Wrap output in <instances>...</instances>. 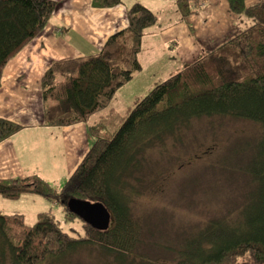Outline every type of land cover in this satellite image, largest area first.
Returning a JSON list of instances; mask_svg holds the SVG:
<instances>
[{
	"label": "trees",
	"instance_id": "1",
	"mask_svg": "<svg viewBox=\"0 0 264 264\" xmlns=\"http://www.w3.org/2000/svg\"><path fill=\"white\" fill-rule=\"evenodd\" d=\"M118 2L94 0L98 6ZM57 5L55 0H0V80L9 60L44 29ZM229 5L234 13L253 18L254 26L156 83L126 114L110 108L89 124L91 147L62 188L53 187L38 174L0 179L1 195L12 199L27 193L42 195L63 205L66 220L76 216L66 207L69 198L102 201L113 214L110 228H88L86 237L72 238L53 213L43 212L34 225H28L22 215L0 211V264H39L47 257L55 262L87 244L117 252L123 260V253L138 248L140 240L130 205L135 192L129 184L131 178L141 184L144 167L155 157L185 146L184 136L197 119L233 117L253 121L264 130V67L243 74L246 63L239 62L242 55H252L254 62L264 60V0L253 5L229 0ZM128 18L129 26L111 36L99 54L62 67L60 79L57 66L46 72L42 86L47 124L88 121L107 109L115 92L141 70L138 55L144 30L155 24L157 15L136 3ZM126 32L132 39V57L125 60L128 66L120 67L107 49ZM242 42L247 47L240 54ZM112 123L116 128L111 136H105ZM20 128V124L0 117V141ZM234 168L250 176L252 188L244 194L235 218H209L189 241L185 262L231 264L249 254L255 264H264V134L256 140L248 161ZM15 225L21 228L19 233Z\"/></svg>",
	"mask_w": 264,
	"mask_h": 264
},
{
	"label": "crops",
	"instance_id": "2",
	"mask_svg": "<svg viewBox=\"0 0 264 264\" xmlns=\"http://www.w3.org/2000/svg\"><path fill=\"white\" fill-rule=\"evenodd\" d=\"M55 1L57 8L44 29L9 60L1 75L0 117L21 128L0 141V179L38 174L57 189L91 147L89 124L106 115L109 108L86 122L47 124L42 80L51 67L57 66L60 79L62 67L99 54L111 36L129 26L128 11L140 3L157 15V21L144 30L138 55L141 70L113 96L123 102L132 82L147 85L165 80L243 33L241 23L246 18L230 9L229 0H119L107 6L95 5L94 0ZM248 1L257 0H246L252 5ZM143 94L135 91L124 103L130 104ZM45 199L32 193L16 199L0 194V211L24 219L26 212L20 200ZM50 202L65 213L62 204ZM43 212L52 213L38 210L33 217L38 220Z\"/></svg>",
	"mask_w": 264,
	"mask_h": 264
},
{
	"label": "rangeland",
	"instance_id": "3",
	"mask_svg": "<svg viewBox=\"0 0 264 264\" xmlns=\"http://www.w3.org/2000/svg\"><path fill=\"white\" fill-rule=\"evenodd\" d=\"M260 1L248 2L253 5ZM244 20L245 23L241 25L247 32L255 21L251 17ZM117 39V43H112L107 51L113 54L114 61L117 58L120 67H126L128 63L125 60L132 57V39L127 32ZM242 43L244 45L239 49L240 54L247 47L245 42ZM251 56L242 55L239 59V62L246 63L243 74L252 73L259 66L264 67L262 58H257L254 62ZM156 83V80L147 85L140 82L134 85L132 82L127 95L122 98L123 102L115 97L111 99V106L116 107L119 113L126 114L133 102L140 97L130 104L124 102L135 91H143L144 96ZM111 106L109 104L108 108H112ZM115 128L114 123L110 124L105 136H111ZM263 134L261 125L249 120L233 117L195 120L184 136L185 146H175L165 157H155L144 167L141 184L135 183L134 177L130 179L129 184L135 191L131 194L130 205L138 225V248L132 250V253H123L124 259L121 260L117 252L87 244L59 256L55 262L47 257L39 264H190L185 262L188 243L209 218L236 217L244 194L252 188L253 182L244 172H236L234 166L248 161L256 140ZM210 150L212 152L207 156L193 160ZM20 201L26 212L24 222L28 225L37 222V216L33 217L34 212L51 210L61 220L59 222L62 229L72 238H84L87 236V229L92 228L77 216L66 220L61 206H51L48 198L45 201ZM14 229L17 233L21 230L18 225ZM231 264L255 263L249 254H245Z\"/></svg>",
	"mask_w": 264,
	"mask_h": 264
},
{
	"label": "water",
	"instance_id": "4",
	"mask_svg": "<svg viewBox=\"0 0 264 264\" xmlns=\"http://www.w3.org/2000/svg\"><path fill=\"white\" fill-rule=\"evenodd\" d=\"M68 211L99 231L108 230L113 221V214L102 201H91L71 197L66 201Z\"/></svg>",
	"mask_w": 264,
	"mask_h": 264
}]
</instances>
